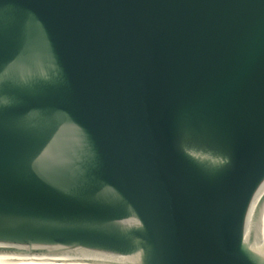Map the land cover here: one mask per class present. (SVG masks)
<instances>
[{"label": "water", "instance_id": "obj_1", "mask_svg": "<svg viewBox=\"0 0 264 264\" xmlns=\"http://www.w3.org/2000/svg\"><path fill=\"white\" fill-rule=\"evenodd\" d=\"M0 262L264 264V0H0Z\"/></svg>", "mask_w": 264, "mask_h": 264}, {"label": "bare ground", "instance_id": "obj_2", "mask_svg": "<svg viewBox=\"0 0 264 264\" xmlns=\"http://www.w3.org/2000/svg\"><path fill=\"white\" fill-rule=\"evenodd\" d=\"M0 264H13V263H1V262H0Z\"/></svg>", "mask_w": 264, "mask_h": 264}]
</instances>
